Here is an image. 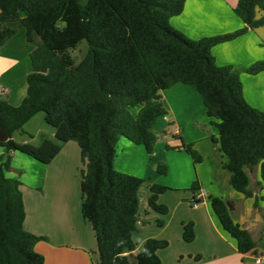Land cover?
<instances>
[{"label":"trees","instance_id":"obj_1","mask_svg":"<svg viewBox=\"0 0 264 264\" xmlns=\"http://www.w3.org/2000/svg\"><path fill=\"white\" fill-rule=\"evenodd\" d=\"M187 0H0V44L20 22L29 42L44 45L30 53L32 72L27 77L28 95L18 105L0 97V148L9 153L18 147L16 133L37 114L55 126L59 138L74 140L81 150V211L95 232L98 264H162L159 250L165 239L148 238L135 252L140 211L139 190L144 180L117 171L114 161L119 140L143 146L152 153L158 140L156 121L167 111L161 92L175 84L191 86L201 96L207 116L218 131L211 136L227 161L223 169L229 184L246 198H253L250 172L258 169L264 183V111L251 106L243 95L240 73L264 72V60L243 69L219 66L212 49L264 26V0H239L235 14L244 22L231 33L187 38L172 27ZM86 41L88 51L75 62L70 50ZM183 149L195 163L202 156L191 144ZM28 154H34L22 149ZM10 157L0 163V264H43L35 250L44 236L24 227L26 210L20 182L6 176ZM162 175L167 166L160 165ZM148 206L160 215L169 208L159 196L169 188L153 183ZM199 189L196 181L191 190ZM223 229L236 241L241 254H258L251 232L232 217V204L209 197ZM255 199L254 206L257 207ZM158 227L165 221L157 219ZM183 240L195 239L193 222H182ZM200 260L201 256L195 257Z\"/></svg>","mask_w":264,"mask_h":264},{"label":"crops","instance_id":"obj_2","mask_svg":"<svg viewBox=\"0 0 264 264\" xmlns=\"http://www.w3.org/2000/svg\"><path fill=\"white\" fill-rule=\"evenodd\" d=\"M238 1L187 0L183 12L172 17L170 23L192 40L231 33L245 25L234 12ZM8 25L14 27L16 33L0 44V97L18 106L28 95L27 77L32 72L30 53L37 48L46 56L49 53L44 45L27 40L20 22ZM212 54L217 65L236 69L264 60V26L216 45ZM240 78L246 101L264 111V72L251 75L242 71ZM161 99L167 113L154 125L158 136L154 151L148 153L144 147L122 137L114 161L117 171L144 180L139 190V232L135 241L141 236L143 247L148 238L167 240L169 246L158 251L162 264H257V256L264 255V246H259L257 255L239 253L236 241L223 229L214 213L209 197L230 201L233 219L252 234V219L248 218V213L256 198L260 216L264 213V183L258 184V169L253 171L254 181L249 173L254 197L246 198L229 184V174L223 169L227 158L219 144L211 140V136H218L214 124L217 120L207 116L200 94L191 86L178 83L163 90ZM43 119L46 122L45 116ZM50 126L53 131L40 140L37 139L42 129L16 133L13 141L18 148L9 153L0 148V163L9 156L6 176L20 182L26 210L25 229L47 238L35 245V250L45 258L43 264H98L95 232L81 211V171L85 165L80 147L66 136L67 140L62 141L57 128ZM184 144H191L202 156V162L195 163L183 149ZM23 148L34 154L24 152ZM164 164L168 168L166 175L158 171ZM196 181L198 190L168 195L171 189L180 192ZM153 183L169 188L159 196V203L169 208L167 215H160L148 206L149 187ZM196 194L202 198L197 207H193ZM157 219H163L165 225L158 227ZM182 222L194 224L195 239L191 243L183 240ZM197 256L201 259L196 260Z\"/></svg>","mask_w":264,"mask_h":264},{"label":"rangeland","instance_id":"obj_3","mask_svg":"<svg viewBox=\"0 0 264 264\" xmlns=\"http://www.w3.org/2000/svg\"><path fill=\"white\" fill-rule=\"evenodd\" d=\"M88 51V46L86 44V41H82L75 49L70 50L71 55L74 57L75 62L78 63L82 60V58L85 56V54ZM45 116V113L41 112L39 114H37L35 117H33L31 119V121L24 127V130H27L29 132H36L38 130H43L42 133L38 134V139L40 140L41 137L42 139L46 136H49L50 131H53V127L50 126V124L46 123L43 119V117ZM143 147V146H142ZM137 157H139L137 155ZM140 157H139V160ZM155 165L153 167L154 171H155ZM252 175V180L254 181V173L250 172ZM172 184H174V181L171 179ZM193 185H191V187H189V189L184 188L181 189V191H176V189H171L170 192H168L169 196H173L177 193H184L185 191H190V189L192 188ZM261 202V201H260ZM253 209V210H252ZM251 210H249L248 213V218L252 219V223H250L251 227H252V234L255 238V240L257 241V243L259 244V246H264V213L262 212L261 216H260V212H259V208L257 209V207L252 208ZM141 236H137L136 238V243H137V251L140 252L142 250V245H141ZM176 245L174 246V250H176Z\"/></svg>","mask_w":264,"mask_h":264},{"label":"built area","instance_id":"obj_4","mask_svg":"<svg viewBox=\"0 0 264 264\" xmlns=\"http://www.w3.org/2000/svg\"><path fill=\"white\" fill-rule=\"evenodd\" d=\"M201 198H202V196L200 194H196L194 199H193L192 206L193 207H197V205H198L199 201L201 200ZM256 263L257 264H264V255L257 256Z\"/></svg>","mask_w":264,"mask_h":264}]
</instances>
